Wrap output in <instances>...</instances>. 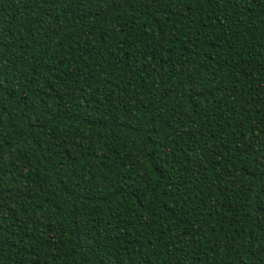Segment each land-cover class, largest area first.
Masks as SVG:
<instances>
[{
    "label": "trees",
    "instance_id": "obj_1",
    "mask_svg": "<svg viewBox=\"0 0 264 264\" xmlns=\"http://www.w3.org/2000/svg\"><path fill=\"white\" fill-rule=\"evenodd\" d=\"M264 0H0V264H264Z\"/></svg>",
    "mask_w": 264,
    "mask_h": 264
},
{
    "label": "snow or ice",
    "instance_id": "obj_2",
    "mask_svg": "<svg viewBox=\"0 0 264 264\" xmlns=\"http://www.w3.org/2000/svg\"><path fill=\"white\" fill-rule=\"evenodd\" d=\"M262 122H264V120H262Z\"/></svg>",
    "mask_w": 264,
    "mask_h": 264
}]
</instances>
